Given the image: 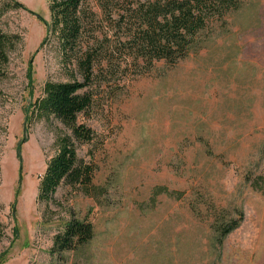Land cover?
Listing matches in <instances>:
<instances>
[{
	"label": "rangeland",
	"instance_id": "374dc122",
	"mask_svg": "<svg viewBox=\"0 0 264 264\" xmlns=\"http://www.w3.org/2000/svg\"><path fill=\"white\" fill-rule=\"evenodd\" d=\"M49 7L0 0V29L17 38L0 77V264H264V197L251 186L264 176V0H242L172 67L136 76L115 55L94 68L77 120L93 134L86 143L40 111L47 83L84 81L62 62ZM99 19L97 47L109 58L117 36ZM65 139L92 167L98 194L63 185L39 201ZM240 217L214 244L216 221ZM72 218L90 222L94 239L52 256Z\"/></svg>",
	"mask_w": 264,
	"mask_h": 264
},
{
	"label": "trees",
	"instance_id": "16d2710c",
	"mask_svg": "<svg viewBox=\"0 0 264 264\" xmlns=\"http://www.w3.org/2000/svg\"><path fill=\"white\" fill-rule=\"evenodd\" d=\"M93 10L88 0H50L48 31L57 41L62 62L75 64L83 78V84L47 83L40 111L53 116L71 130L79 142H90V129L78 124V116L91 105V97L84 92L92 78L94 68L111 63L117 56L124 70H134L136 76L149 74L163 63L174 66L196 51L201 38L214 24H224L231 12L239 10L242 0H93ZM99 16L104 18L108 30L117 38L114 47L107 48L112 57H105L98 49L95 36ZM90 38V41H86ZM17 42L0 29V77L2 66L8 61V53ZM115 50V51H113ZM93 169L77 158L69 140L62 141L57 154L50 159L40 180L38 200L51 201L61 186H67L81 194L94 198L98 189L92 185ZM264 197V176H257L252 185ZM157 194L172 196L167 190ZM239 220H217L213 227V243L222 246L223 241L240 226ZM94 239L90 222L70 219L62 231L55 235L51 255L64 259L89 246ZM213 244V245H214Z\"/></svg>",
	"mask_w": 264,
	"mask_h": 264
}]
</instances>
